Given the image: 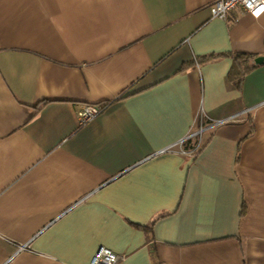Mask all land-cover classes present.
<instances>
[{
	"label": "crops",
	"instance_id": "0c3cea01",
	"mask_svg": "<svg viewBox=\"0 0 264 264\" xmlns=\"http://www.w3.org/2000/svg\"><path fill=\"white\" fill-rule=\"evenodd\" d=\"M212 1L0 0V264H264V14Z\"/></svg>",
	"mask_w": 264,
	"mask_h": 264
},
{
	"label": "built area",
	"instance_id": "2783aa9c",
	"mask_svg": "<svg viewBox=\"0 0 264 264\" xmlns=\"http://www.w3.org/2000/svg\"><path fill=\"white\" fill-rule=\"evenodd\" d=\"M213 17L226 19L228 14L235 9H240L258 18L264 14V0H213L210 6ZM105 106L101 104H80L77 112L79 125L91 121L98 116ZM237 116L226 119H212L207 114L201 112L199 125L190 131L182 140L170 144L157 153L177 152L186 156H195L203 146L204 138L210 129L223 123L233 121ZM123 255L114 252L106 246H101L92 260L88 264H119Z\"/></svg>",
	"mask_w": 264,
	"mask_h": 264
},
{
	"label": "trees",
	"instance_id": "16d2710c",
	"mask_svg": "<svg viewBox=\"0 0 264 264\" xmlns=\"http://www.w3.org/2000/svg\"><path fill=\"white\" fill-rule=\"evenodd\" d=\"M211 57L213 56H206L205 58L202 59V61H206L209 60ZM247 56L243 55V54H237L235 56V60H240L241 58H246ZM251 56H248L247 60H250ZM251 68V66H248L247 69ZM246 68H244L245 70ZM235 75H241V71H237L235 70V68L233 67L232 70L229 73V77L232 79L233 77H235Z\"/></svg>",
	"mask_w": 264,
	"mask_h": 264
},
{
	"label": "water",
	"instance_id": "95a60500",
	"mask_svg": "<svg viewBox=\"0 0 264 264\" xmlns=\"http://www.w3.org/2000/svg\"><path fill=\"white\" fill-rule=\"evenodd\" d=\"M255 62L258 64H263L264 63V56H259L255 59Z\"/></svg>",
	"mask_w": 264,
	"mask_h": 264
}]
</instances>
